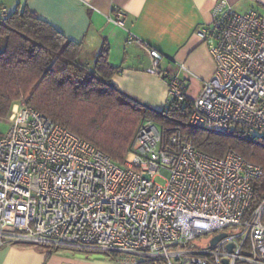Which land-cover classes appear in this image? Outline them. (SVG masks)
<instances>
[{
  "label": "built area",
  "instance_id": "1",
  "mask_svg": "<svg viewBox=\"0 0 264 264\" xmlns=\"http://www.w3.org/2000/svg\"><path fill=\"white\" fill-rule=\"evenodd\" d=\"M9 13L1 6L0 21ZM212 15L199 33L215 72L190 98L181 75L189 70L178 63L168 77L170 101L189 104L195 128L264 137V17L229 0H217ZM126 18L124 10L110 16L119 26ZM128 43L146 47L161 72L158 50L133 34ZM7 123L0 133V246L51 242L133 256L124 264H264V201L247 214L253 180L264 169L233 147L216 156L180 129L166 138L148 119L118 163L24 97Z\"/></svg>",
  "mask_w": 264,
  "mask_h": 264
},
{
  "label": "trees",
  "instance_id": "2",
  "mask_svg": "<svg viewBox=\"0 0 264 264\" xmlns=\"http://www.w3.org/2000/svg\"><path fill=\"white\" fill-rule=\"evenodd\" d=\"M6 44L0 51V119L8 117L22 97L32 107L90 141L122 163L140 125L150 119L168 138L175 129L191 137L202 151L223 156L233 147L264 169V137L241 131L220 134L189 124V104L174 101L156 110L111 83L119 67L109 61L103 43L92 65L80 60L83 43L68 38L27 6L0 21ZM254 196L247 214L264 201V172L253 180ZM264 223V212L261 217ZM118 255L117 252H114ZM138 264H162L146 258Z\"/></svg>",
  "mask_w": 264,
  "mask_h": 264
},
{
  "label": "crops",
  "instance_id": "3",
  "mask_svg": "<svg viewBox=\"0 0 264 264\" xmlns=\"http://www.w3.org/2000/svg\"><path fill=\"white\" fill-rule=\"evenodd\" d=\"M217 0H0L9 12L27 6L68 38L83 43L80 60L92 65L104 42L109 61L119 67L111 83L156 110L170 102L168 77L184 63L187 94L195 98L204 81L215 72L216 62L199 33L213 22ZM238 11L257 9L264 17V0H229ZM126 12L124 26L111 21ZM140 37L162 55L156 71L149 50L128 43ZM0 264H124L112 251L61 246L51 242H13L0 246Z\"/></svg>",
  "mask_w": 264,
  "mask_h": 264
},
{
  "label": "rangeland",
  "instance_id": "4",
  "mask_svg": "<svg viewBox=\"0 0 264 264\" xmlns=\"http://www.w3.org/2000/svg\"><path fill=\"white\" fill-rule=\"evenodd\" d=\"M5 44H6V37L0 36V51H2L4 49ZM7 119H8V117H6L5 119H0V133H5L9 129V124L7 123ZM157 181L160 182V183L164 182V180L161 179V178H157ZM8 220H9V224L11 226V216L10 215H8ZM10 226H7V228H10ZM202 242L203 241L200 240V242H198V243H202ZM118 256L120 258H122V260L124 262H126V261H128L130 259H133V256H131V255L127 254V253H124V252L118 253Z\"/></svg>",
  "mask_w": 264,
  "mask_h": 264
},
{
  "label": "water",
  "instance_id": "5",
  "mask_svg": "<svg viewBox=\"0 0 264 264\" xmlns=\"http://www.w3.org/2000/svg\"><path fill=\"white\" fill-rule=\"evenodd\" d=\"M225 234L224 233H222V234H220V235H218V236H216L214 239H213V241H212V243H215V242H217L221 237H223Z\"/></svg>",
  "mask_w": 264,
  "mask_h": 264
}]
</instances>
